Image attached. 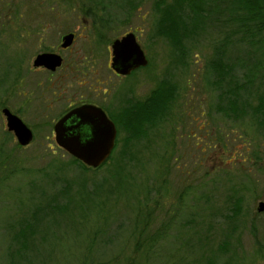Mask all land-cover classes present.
Masks as SVG:
<instances>
[{
    "label": "rangeland",
    "instance_id": "374dc122",
    "mask_svg": "<svg viewBox=\"0 0 264 264\" xmlns=\"http://www.w3.org/2000/svg\"><path fill=\"white\" fill-rule=\"evenodd\" d=\"M64 1L0 0V27L11 28L20 12L19 22L24 24L27 16L33 20L29 46H58L61 35L73 31L72 46H82L85 55V46H95L99 18L108 20L109 29L104 25L99 31L107 44L101 46L133 32L146 55L147 67L126 79L131 96L142 101L158 83L173 87L175 96L160 127L141 129L145 135L127 139L128 157L113 178L121 163L123 131L106 164L82 172L43 125L55 118L53 111L21 108L18 97L0 86V109L18 110L34 134L27 146H19L0 113V264H264V210L257 212V203H264V134L249 117L216 108L206 68L220 28L212 24L185 37L178 58L154 29L155 0H130L138 3L131 11L124 0H101L107 11L100 6L98 15L85 14L87 0ZM16 2L21 7L12 13ZM0 41V46H11L4 34ZM107 49L99 52L100 70ZM97 183L104 188L100 196L80 212L74 193L88 192ZM63 184L75 200L69 213L54 214L49 223L40 219L33 236L37 249L25 246L21 256L16 254L19 246L11 241L9 226L28 216L33 203L43 199L41 191L48 198ZM237 200L236 217H225ZM45 223L50 230L41 245ZM146 238L154 240L144 242Z\"/></svg>",
    "mask_w": 264,
    "mask_h": 264
},
{
    "label": "trees",
    "instance_id": "16d2710c",
    "mask_svg": "<svg viewBox=\"0 0 264 264\" xmlns=\"http://www.w3.org/2000/svg\"><path fill=\"white\" fill-rule=\"evenodd\" d=\"M87 1L90 3L87 11L100 12L101 0ZM124 2L129 5L128 11L138 6V3L134 1L124 0ZM153 6L154 12L157 14L154 28L156 34L166 39L171 49L178 54V58H181L180 55L184 50L183 39L185 37L194 36L205 30L206 26L212 24L220 28L219 32L222 35L212 46V55L206 68L210 77V79L207 78L210 90L215 93L217 98L216 108L220 112L236 118L249 117L250 121L258 128L257 130L264 134V0H155ZM101 7L107 11L106 7ZM94 15L98 14L95 13ZM97 23L99 28H95V41L96 43H106L103 42L102 32L99 31L104 29V25L107 27L108 20L104 21L99 18ZM228 51L231 55H227ZM157 91L161 92L163 118L167 115L166 112L174 100L175 91L173 87L162 83L161 87L154 88L150 92L147 103L137 107L140 110L137 117V119L140 118L139 122L142 121L147 124L155 122L158 112ZM124 122L126 124V121ZM121 123L122 125H116L118 126L117 134L122 131L125 133L121 148L122 152L117 157V163H121L114 169L116 174L112 172L113 178L121 174L123 161L128 157L124 150L126 143L131 139H138L145 135L144 130H137L132 127L133 122L126 125L122 121ZM115 144L117 145V140ZM106 161L95 170L102 168ZM70 162L75 164L82 172L94 171V169L86 167L75 158L71 157ZM115 187L116 185L114 186L116 190ZM35 188V184L31 183L30 191L32 193L35 192ZM103 189V184L97 183L88 192L74 193V196L77 197L76 200L80 198V202L76 206L80 208L79 211L83 212L81 209L83 207L90 209L94 204V197L100 196ZM67 191V186L64 184L59 185L48 198L44 197L41 191L40 194L43 199L37 204L33 203L28 209V216L18 219L13 226H9L10 231L12 230L11 241L19 246V249L15 251L16 254L21 256V253H23L21 250H26L25 246L29 249L32 247L37 249L38 244H34L33 236L42 219L47 218L49 223L54 214L66 215L69 213L71 202H75V200H72L74 196L71 198ZM67 196H69V199H66ZM98 199L101 200V198ZM230 204L232 205L229 210L230 215L224 214V216L234 218L236 212L239 211V201ZM145 225L139 232L140 236H142L141 233L144 232L143 230L146 229L148 224L145 223ZM49 230L50 226L45 223L40 230L39 244L42 245L46 241ZM151 240L153 242L154 239ZM151 240L146 238L144 242H151ZM14 258L12 257V259ZM12 263L14 264V262ZM85 263L86 261L82 260V264ZM93 263L100 264L97 261H93ZM206 264L213 263L206 260Z\"/></svg>",
    "mask_w": 264,
    "mask_h": 264
},
{
    "label": "flooded vegetation",
    "instance_id": "af4514ba",
    "mask_svg": "<svg viewBox=\"0 0 264 264\" xmlns=\"http://www.w3.org/2000/svg\"><path fill=\"white\" fill-rule=\"evenodd\" d=\"M20 7L19 3H14L11 9L12 13L14 8L18 12ZM89 7L87 6L83 10L85 14L89 12L87 11ZM19 16H21L20 12L19 15L13 17L10 23L11 28L7 29L6 26L5 29H2V26L0 27V36L4 34L9 45H11L0 46V86L4 87L5 85L6 91H10L16 95V98L18 97V106L21 108L23 106H27L29 110L37 108L39 112L44 114L53 111L54 115H56L55 118L45 121L43 125L51 129L52 140L55 145L54 124L69 111L79 107L90 108L92 106L100 109L114 124L116 135L114 136L113 148L107 159L113 153L117 139V127L122 125L121 121L124 125L133 122L132 127L139 129H147V127L149 129L158 128L162 125L161 92L157 91L156 93L158 112L155 122L153 124L139 122L140 118L137 119V117L140 110L137 107L148 102L151 90L142 101L136 100L131 96V85L126 81L127 77L147 67L148 62L144 67H138L128 75L118 74L111 66L113 57L111 41L109 46H101L103 44L107 45L106 43H95V46H85L86 54L83 55L80 52L82 46H72L76 38V34L73 31L61 35L62 37L68 33L73 34V41L69 46H61V37L59 43H57L58 46H29L34 36L33 20L27 16L23 24L19 22ZM107 28L109 29V25H107ZM106 48L109 49H107L103 64L100 65L102 68L100 70L97 58L99 55L101 56L99 52ZM46 55H52L51 57L49 56L51 62L47 66L45 64L47 59H40V56ZM159 87H161L160 83L157 84L156 88ZM3 108L6 107L2 106L0 110ZM6 109L8 110V108ZM10 112L20 118L17 115L18 110L15 113ZM0 113L5 121L4 115L1 111ZM20 119L26 125L22 118ZM124 121H126V124ZM32 135L34 138L33 132Z\"/></svg>",
    "mask_w": 264,
    "mask_h": 264
},
{
    "label": "water",
    "instance_id": "95a60500",
    "mask_svg": "<svg viewBox=\"0 0 264 264\" xmlns=\"http://www.w3.org/2000/svg\"><path fill=\"white\" fill-rule=\"evenodd\" d=\"M72 41L73 34H65L61 37V46H69ZM111 42V66L118 74L128 75L132 70L147 64L133 32H127ZM49 56L52 55L40 56V59H47L46 66L51 62ZM0 111L5 117L6 129L13 134L15 142L21 147L27 146L33 138L31 130L6 108ZM113 125L100 109L92 106L75 108L54 124V140L56 145L72 158L86 167L95 169L107 159L113 148L116 135ZM257 204V212H262L264 203Z\"/></svg>",
    "mask_w": 264,
    "mask_h": 264
}]
</instances>
